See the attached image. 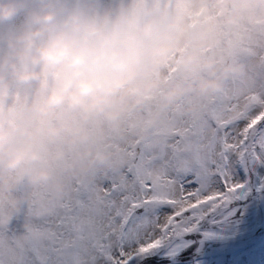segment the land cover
I'll return each mask as SVG.
<instances>
[{"label":"clouds","instance_id":"clouds-1","mask_svg":"<svg viewBox=\"0 0 264 264\" xmlns=\"http://www.w3.org/2000/svg\"><path fill=\"white\" fill-rule=\"evenodd\" d=\"M188 15L156 0H0V222L20 211L21 186L50 178L36 162L68 127L62 118L51 124L52 113L115 120L124 108H141L159 87L152 70L171 58L186 34L198 40L177 63L198 66L208 27L192 29ZM213 64L209 59L202 67L214 71ZM219 87L218 80L201 79L177 83L164 95L172 100L186 90L207 94ZM75 131L88 138L80 127Z\"/></svg>","mask_w":264,"mask_h":264},{"label":"rangeland","instance_id":"rangeland-1","mask_svg":"<svg viewBox=\"0 0 264 264\" xmlns=\"http://www.w3.org/2000/svg\"><path fill=\"white\" fill-rule=\"evenodd\" d=\"M156 3L170 12L188 13V23L194 30L208 27L207 44L199 49L198 66L182 68L177 63L198 40L195 33L186 34L185 42L171 58L152 70V78L159 80V87L141 108H124L115 120L104 114L83 120L78 113L67 116L59 111L52 113L51 124L62 118L68 127L53 138L36 162V167L50 172L49 180L28 188L21 186L16 193L23 196L20 211L8 222H0V250L5 254L23 256L32 242L36 206L62 199L73 181H93L120 171L130 148L139 153L145 145L162 142L160 133L173 115L191 119L205 103L225 92L243 98L264 82V0H156ZM209 59L214 61V71L202 67ZM225 69L235 70L225 72ZM201 79L218 80L220 87L207 94L186 90L178 98L166 99L164 93L175 84L197 83ZM77 127L87 133L86 140L79 139ZM96 152L107 158L94 160L92 153ZM235 175L245 185L241 198L220 209L216 223H204L200 229L157 249L151 254V264H264V165L253 170L241 164ZM57 185L61 188L59 194L55 193Z\"/></svg>","mask_w":264,"mask_h":264},{"label":"snow or ice","instance_id":"snow-or-ice-1","mask_svg":"<svg viewBox=\"0 0 264 264\" xmlns=\"http://www.w3.org/2000/svg\"><path fill=\"white\" fill-rule=\"evenodd\" d=\"M160 136L130 148L120 171L37 205L30 246L19 258L0 250V264H151L157 249L216 223L245 187L235 170L264 165V82L243 98L225 92L191 119L173 115Z\"/></svg>","mask_w":264,"mask_h":264}]
</instances>
